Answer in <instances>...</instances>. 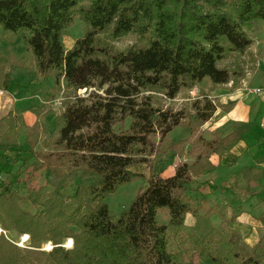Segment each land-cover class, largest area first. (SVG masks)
I'll use <instances>...</instances> for the list:
<instances>
[{"label":"trees","instance_id":"16d2710c","mask_svg":"<svg viewBox=\"0 0 264 264\" xmlns=\"http://www.w3.org/2000/svg\"><path fill=\"white\" fill-rule=\"evenodd\" d=\"M75 14L86 31L67 49L63 35ZM256 26L264 27V0H0L3 33L21 34L34 73L67 91L55 148L43 154L57 178L56 192L30 213L21 206L19 190H5L0 180V226L31 238L30 248H20L1 233L0 264H193L199 253L223 264H262L259 246L243 254L238 233L216 228L188 194L192 165L221 155L242 138L237 128L212 139L201 133L218 108L229 111L235 102L215 103L205 95L187 112L154 101L157 94L173 101L182 88L205 80L212 91L231 81L232 90L239 88L243 66L220 63L249 53ZM129 34L147 46L114 50L112 43ZM83 89L86 95L79 94ZM55 96L49 93L50 100ZM22 119L13 112L3 116L0 138L3 130L16 133ZM178 127L190 129L192 142L169 139ZM169 151L180 159L175 173L151 174L130 206L113 217L106 198L144 176L133 167L152 168L149 157ZM257 167L243 171L248 182L261 181ZM70 178L76 180L79 205L67 212L59 191ZM188 213L197 221L184 236ZM68 238L74 239L71 249L63 246ZM46 242L53 243L52 250H41Z\"/></svg>","mask_w":264,"mask_h":264},{"label":"rangeland","instance_id":"374dc122","mask_svg":"<svg viewBox=\"0 0 264 264\" xmlns=\"http://www.w3.org/2000/svg\"><path fill=\"white\" fill-rule=\"evenodd\" d=\"M232 1L229 0V2ZM84 4H88V1H85ZM85 31V22L79 15L75 14L73 22L64 31L63 36L66 48L72 47L78 38L83 37ZM251 36L254 38V44L251 46L249 53L242 57H235V54H233L220 63L221 66L234 68L239 61L243 66L245 76L240 78L241 82H239L241 85L239 88L232 90L233 81H231L226 85L218 87L219 89L216 88L218 91L213 93L214 90H211L210 82L205 80L202 84L182 88L173 101L167 100L162 94H157L154 99L156 104L164 108L171 106L175 111L184 109L187 112H194L193 104L198 100L203 102L206 98L205 95L210 100H213V102L219 103L223 96L227 100L232 101L233 99H230L231 94L240 88H243L244 91L248 88L256 87L263 90L264 27L256 26L251 32ZM112 46L114 50L123 51L130 48L139 49L146 47L147 42L141 40L137 34H129L114 41ZM254 58L255 61H253ZM34 71L35 62L32 52L26 48L21 34H4L2 28H0V119L9 112L23 116L16 133L10 134L7 130H3L2 132L3 137L0 138V180L5 190L9 191L13 187L19 190L22 196L21 206L30 213H36L41 209L42 206L36 202L41 203L56 192L57 178L49 168L48 163L44 161L43 154L55 148L54 143L58 138L57 120L63 109L62 100L67 95V91L56 88L54 79H44L40 75L37 76ZM201 89L204 91L202 92ZM50 92H55L54 101L49 99ZM79 94L86 95L85 90H80ZM253 112L256 113V116L258 113L259 117L253 125L259 131L258 137H255V139L259 140L258 143H260V146L257 147L258 143L253 142V153L257 154L259 152V156L264 159V106L259 107L257 103L253 107ZM130 123L131 119H127L126 127ZM248 125H242L241 131L243 130L242 132H244V129ZM1 126L2 124H0V130L2 129ZM117 130H120V126L117 127ZM169 139H189L192 142L193 138L190 136V129L178 127L170 133ZM186 146L190 148V143ZM149 158L152 161V168L147 164H141L132 168L134 172L143 173V177L134 178L120 185L114 193L106 198L113 217H118L123 210L130 206L137 194L148 185L147 179L151 174L163 177L172 176L170 174H172L173 168L180 161L177 157H170L168 152L160 156L159 154L151 155ZM182 159L186 160L189 164L193 162V159L187 156H184ZM198 163L192 165L194 174L201 170L202 164L204 170L208 167L206 161H203L201 164ZM241 167H243V164ZM198 182L191 183L192 187L195 186V190L198 189L196 188ZM192 187L191 190H193ZM76 189V180L70 178L64 188L59 191L63 208L67 212L76 209L79 205V200L75 196ZM217 191V187H214L213 193H217ZM219 191L223 192V189H219ZM234 191L235 194L237 193L236 196L241 200L247 199L249 197L248 194L252 193L250 190L242 188L239 185H236ZM224 194L228 196L233 195V191L227 190L224 191ZM212 197L210 196L211 199H213ZM237 205L239 206L240 204ZM246 206H252V203L248 202ZM198 208L199 213H202L203 211H201L200 207ZM229 211L230 208L227 212ZM160 220L164 222L165 218L161 215ZM215 226L219 230H226V226L222 222L219 223L217 221ZM0 228L2 227L0 226ZM193 231L194 229L191 230L187 227L184 229V236L189 235ZM2 233L7 235L20 248L31 247V238L28 242L23 241V236L29 234H19L13 229L9 231L5 230ZM48 244H51V246ZM63 246L67 249L73 248L74 239H66ZM172 246L174 250L179 247L176 240L173 241ZM53 247L52 242H46L41 247V250L50 251ZM241 248H244L242 243ZM243 250L245 251L243 252ZM243 250L241 251L243 254H248V250ZM193 264L223 263L213 260L207 253H199L194 256ZM262 264H264V260Z\"/></svg>","mask_w":264,"mask_h":264},{"label":"crops","instance_id":"0c3cea01","mask_svg":"<svg viewBox=\"0 0 264 264\" xmlns=\"http://www.w3.org/2000/svg\"><path fill=\"white\" fill-rule=\"evenodd\" d=\"M257 88H248L245 91L240 88L233 92L230 99L235 102L234 106L229 111L218 108L213 117L202 127L201 133L203 136L206 139H212L215 133H219L221 137H226L234 129L241 130L242 125L249 124L244 129L242 138L230 150L224 151L221 155L214 154L209 159H201L199 163L197 162L201 164L206 161L208 167L204 170L202 164L200 171L195 174L192 171V183L199 181L196 186L198 189L195 190V186L190 185L188 190V194L193 199V205H199L201 211H203L200 214L206 215L209 213L208 218L214 226L217 221L222 222L226 229L237 232L240 237V244L242 243L244 247L242 250L246 249L248 253L252 252L257 246H259V250L264 251V159L259 156V152L257 154L253 153V142L258 143L259 141L255 139V137H258L259 131L253 125L259 117L258 113L256 116V113L253 112V107L257 103L259 107L264 106V89ZM217 89L213 93L217 92ZM258 90L260 91L258 92ZM229 101L223 96L219 103L227 104ZM259 144H257V147L260 146ZM188 149L186 146V150ZM168 153L170 157H175L171 151ZM242 164L243 167H241ZM252 166H258V170L263 171L260 182H248L245 178L243 171ZM174 173L175 168H173L170 175ZM236 185L246 188L252 193L248 194L247 199L241 200L236 196L237 193L235 194L234 188ZM191 187L193 190H191ZM214 187H217V193H213ZM219 189H223V192ZM227 190H232L233 195H225L224 191ZM210 196H213V199ZM248 202L252 203V206L247 207ZM229 208L230 211L227 212ZM196 221L194 214L188 213L184 229L187 227L191 230L194 229Z\"/></svg>","mask_w":264,"mask_h":264},{"label":"built area","instance_id":"2783aa9c","mask_svg":"<svg viewBox=\"0 0 264 264\" xmlns=\"http://www.w3.org/2000/svg\"><path fill=\"white\" fill-rule=\"evenodd\" d=\"M260 90H258V92H259ZM2 232H5V230H3L2 228H0V234L2 233ZM23 236V235H22ZM23 238H24V242H28L29 241V239H30V237H29V235H24L23 236ZM18 244V243H17ZM24 244V243H23ZM23 246H25V245H23Z\"/></svg>","mask_w":264,"mask_h":264}]
</instances>
